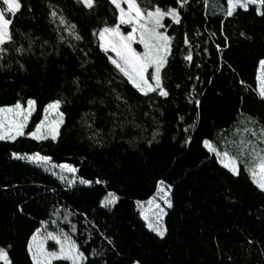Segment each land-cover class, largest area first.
I'll list each match as a JSON object with an SVG mask.
<instances>
[{"label": "trees", "instance_id": "1", "mask_svg": "<svg viewBox=\"0 0 264 264\" xmlns=\"http://www.w3.org/2000/svg\"><path fill=\"white\" fill-rule=\"evenodd\" d=\"M20 2L7 17L14 43L0 54V106L35 101L25 135L0 140V247L12 264H33L29 245L44 223L72 237L84 264H264V191L245 164L264 138L252 135L264 128V15L257 6L227 16V0L182 7L140 0L181 13L178 24L164 20L173 40L163 97L136 90L100 48L99 30L118 16L110 0H95L91 10L77 0ZM72 24L81 40L65 30ZM57 99L64 114L57 139L27 135ZM205 140L235 157L240 174L223 167ZM35 153L51 163L33 162ZM63 163L78 171L55 167ZM160 181L171 186L163 238L139 208ZM108 193L118 199L105 206Z\"/></svg>", "mask_w": 264, "mask_h": 264}, {"label": "snow or ice", "instance_id": "2", "mask_svg": "<svg viewBox=\"0 0 264 264\" xmlns=\"http://www.w3.org/2000/svg\"><path fill=\"white\" fill-rule=\"evenodd\" d=\"M85 8L91 10L94 7L95 0H77ZM183 4L187 0H177ZM110 3L115 6L118 11L116 21L112 26H104L98 32L100 41V48L105 53H114L115 56H109L108 59L115 66L118 72L126 78L136 90L144 95L158 92L160 96H168V91L165 89L162 79V69L166 66L168 57L171 54V45L173 37L166 31L164 23L165 18L170 17L174 23H180L181 13L177 7L161 8L159 5L146 4L141 6L140 0H110ZM0 54H3L7 49L3 47L6 44L14 43V36L12 26V19L15 14L21 9L22 4L20 0H0ZM126 5V7H125ZM250 5H257V14L264 15L261 8H264V0H227V16H233L234 12L239 9L248 10ZM58 14L55 11L51 12L52 17ZM60 24H66L63 16L59 17ZM122 25L130 26L131 30L126 33L121 30ZM75 25L72 24L66 31L70 35L74 34ZM162 29H165L162 31ZM76 40H81L79 34H74ZM142 46V51H137L134 44ZM187 43V40H185ZM17 51H23L22 48H17ZM187 60L193 59L192 54L189 53ZM259 67L262 74H264V59L259 61ZM149 69L152 70L149 79ZM259 95L264 98V77L260 79ZM27 108L23 107L18 100L10 106H0V140L15 141L17 137L25 135V127L28 124L29 117L34 111L35 101L31 98L27 100ZM197 103H199L197 101ZM61 101L59 99L48 103L44 107V117L35 123L34 130L27 133L35 140H46L51 138L55 141L59 135L60 125L63 123L64 114L59 111ZM55 112V119H50V112ZM182 119V117H181ZM186 131V129H185ZM251 132V130H249ZM258 139L264 136V128H261L260 134L252 132ZM205 147L209 151L215 152L218 158H221V163L225 168L231 171L234 175L240 174V167L237 159L229 155L227 151L220 152L215 149L209 141H204ZM261 155H255L256 149H252L255 156L253 167L249 170L252 182L261 190L264 191V149H260ZM13 155H16L13 153ZM29 158V157H25ZM33 162H38L44 165L51 163L50 156L40 155L35 153L30 157ZM62 169L63 172L75 174L78 169L72 164L63 163L55 165ZM65 180L63 174L59 177ZM69 185L75 183V178L67 181ZM81 183L91 184L92 181L81 180ZM99 183V181H97ZM161 198L164 203L171 207V201L168 198V192L171 186H164L165 182H159ZM118 198L114 193H108L105 200L102 202L105 206L113 204ZM154 204L156 212L154 213L155 220L149 221L148 227L156 232L161 238L165 236L166 228L159 223L161 217L164 215L160 204L155 203V198L149 201ZM145 220H149L147 214L142 213ZM46 239H51L59 244L58 251H49L44 244V239L38 236H33L32 244L29 245V252L31 253L33 264H53V261L69 260L71 264H83L86 257L83 252L72 242L61 240L59 237L48 234ZM0 262L3 264H12L8 251L0 247Z\"/></svg>", "mask_w": 264, "mask_h": 264}, {"label": "rangeland", "instance_id": "3", "mask_svg": "<svg viewBox=\"0 0 264 264\" xmlns=\"http://www.w3.org/2000/svg\"><path fill=\"white\" fill-rule=\"evenodd\" d=\"M250 6H252V5H250ZM249 6V7H250ZM257 6V5H256ZM1 7V6H0ZM125 7H126V5H125ZM258 7V6H257ZM170 18V17H169ZM124 27H128V25H124ZM130 27V26H129ZM121 30L122 31H124L123 30V28L121 27ZM131 30V29H130ZM129 30V31H130ZM165 29H162V31H164ZM125 33H126V31H124ZM99 43H100V41H99ZM133 47H135L136 49H137V51H142L143 49H142V46L141 45H139L138 43L137 44H134L133 45ZM171 47H172V45H171ZM109 55L110 56H115V54L114 53H111V52H109ZM169 57H170V55H169ZM169 57H168V59H169ZM164 69V68H163ZM163 69H162V72H163ZM151 72H152V70L151 69H149V73H148V76H149V79H150V76H151ZM161 75H162V73H161ZM262 77H264V74H262L261 73V71L259 70V74H258V90H259V87H260V79L262 78ZM22 104V106L23 107H25V108H27L28 106H27V103H21ZM34 111L32 112V114H31V116L29 117V121H28V124L26 125V127H25V129H24V131L30 126V123H31V121H32V116L34 115V112H35V104H34ZM59 111L61 112V109L59 108ZM43 117H44V112H43ZM42 117V118H43ZM49 118L50 119H55L56 118V116H55V112L53 111V112H50V114H49ZM63 124V123H62ZM61 124V125H62ZM61 125H60V127H61ZM60 129V128H59ZM34 130V129H33ZM211 144V143H210ZM212 145V144H211ZM259 149L258 150H256V154L255 155H261V152H260V149H264V138L263 139H261V143H259ZM208 149V148H207ZM209 150V149H208ZM211 152V154H214L216 157H217V155L215 154V152H212V151H210ZM231 156V155H230ZM218 158V157H217ZM221 159H222V157L221 158H218V160H219V162L221 163ZM246 159V158H245ZM253 159H255V156L253 155V158H252V161H251V163H247V161L245 162V164H246V166H247V169L248 170H250L252 167H253ZM221 165L223 166V164L221 163ZM224 167V166H223ZM60 169V168H59ZM61 170V172H63L62 171V169H60ZM63 173H65V174H72V173H68V172H63ZM74 177V176H73ZM75 178V177H74ZM73 178H71V180H72ZM76 179V178H75ZM161 187V186H160ZM160 187L158 188V191L156 192V194L151 198V199H149L148 201H146V202H143V203H140L139 204V208H140V211H141V215H142V213H144V214H147L148 216H149V220H145V218H144V215H142V217H143V219L146 221V223H147V225H148V223H149V221L151 220V221H154L155 220V217H154V213L156 212V209H155V206H154V204H150L149 203V201H152L153 200V198H155V203H158V204H160V207H161V209H163V212H164V215L161 217V219H160V221H159V223L160 224H162V226L164 227V224H163V220H164V217H165V215H166V210H167V208H168V205H166L165 203H164V201H163V199L161 198V193H160ZM169 194H170V191L168 192V196H169ZM117 201V200H116ZM115 201V202H116ZM114 202V203H115ZM113 203V204H114ZM112 205V204H111ZM165 228V227H164ZM48 234H53V235H55V236H57V237H59L61 240H66V241H69V242H72V243H74V241H73V239H72V237L68 234V233H66L65 231H63L62 229H60L58 226H55V228H51L49 225H47V224H43L42 225V227L35 233V236H38V237H40L41 239H44V244H45V247L49 250V251H58L59 250V244H57L56 243V241H54V240H51V239H46L45 237H47L48 236ZM32 239H31V242H30V244H32ZM75 244V243H74ZM76 245V244H75ZM53 264H71V261H69V260H58V261H53ZM83 264H84V262H83ZM135 264H138V263H135Z\"/></svg>", "mask_w": 264, "mask_h": 264}]
</instances>
